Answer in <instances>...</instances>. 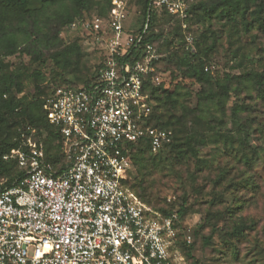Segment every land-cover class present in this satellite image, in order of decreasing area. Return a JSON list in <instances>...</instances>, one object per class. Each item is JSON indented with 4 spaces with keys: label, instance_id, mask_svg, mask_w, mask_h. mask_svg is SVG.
<instances>
[{
    "label": "built area",
    "instance_id": "2783aa9c",
    "mask_svg": "<svg viewBox=\"0 0 264 264\" xmlns=\"http://www.w3.org/2000/svg\"><path fill=\"white\" fill-rule=\"evenodd\" d=\"M133 1L111 0L106 17L70 25L100 41L102 67L92 84L58 87L44 102L61 137L60 163L47 160L34 131L4 157L16 160L25 177L0 183V264H177L179 240L193 242L177 213L156 219L125 183L133 170L131 145L147 140L156 154L173 140L150 124L149 85L186 86L158 68L163 55L149 38L150 12L179 21L191 48L193 0H150L143 21Z\"/></svg>",
    "mask_w": 264,
    "mask_h": 264
},
{
    "label": "rangeland",
    "instance_id": "374dc122",
    "mask_svg": "<svg viewBox=\"0 0 264 264\" xmlns=\"http://www.w3.org/2000/svg\"><path fill=\"white\" fill-rule=\"evenodd\" d=\"M41 1L29 0L32 8L39 7ZM99 10L94 4L88 13L96 15ZM248 22L251 23L252 18ZM187 25L197 39L204 34L200 42L202 55L214 48L204 59L212 82L231 83L234 87L233 78L250 75L255 78L264 73V34L258 30L245 32L240 21H230L220 12L217 18L207 22L196 19ZM58 29L65 44L78 43L82 48V57L67 72L52 66V52L46 54L43 67L20 50L13 55L0 56V79L3 75L18 77L24 85L22 99L25 103L31 101L35 92L37 83L33 74L36 70L66 79L73 86L92 83L97 76L104 59L100 41L87 38L69 25ZM159 30L173 38L172 47L177 40H182L183 29L176 20H164ZM193 51L199 52L198 46ZM182 78L188 87L184 91L190 93L185 105L196 109L200 88L191 78ZM247 85L239 99L232 94L226 110L213 106L205 111L204 119L208 120L210 115L213 120L203 128L207 131L206 144L196 146L205 165L201 166L190 155L185 160L176 159L175 155L170 158V150H167L160 155L158 172L152 174L151 170L135 165L129 176L131 193L156 219L163 216L160 209L165 206V200L168 203L169 199L175 203L186 201L183 227L190 231L195 244L190 249L191 258L177 248L181 255L174 254L177 264H264V98L257 84L249 82ZM236 100L245 105V110L241 120L234 123L230 109ZM22 130L20 128L17 135ZM42 135L47 137V132L43 131ZM255 150L259 157L254 155ZM243 155L250 159L249 163L241 159ZM7 175L0 167V181ZM150 187L156 197L152 204L143 199Z\"/></svg>",
    "mask_w": 264,
    "mask_h": 264
},
{
    "label": "trees",
    "instance_id": "16d2710c",
    "mask_svg": "<svg viewBox=\"0 0 264 264\" xmlns=\"http://www.w3.org/2000/svg\"><path fill=\"white\" fill-rule=\"evenodd\" d=\"M149 1L135 0L132 3V10L140 13L141 21L149 15ZM94 4L101 9L95 16L106 17L108 15L111 0L102 2L95 0H42L37 8H32L29 0H0V56L13 55L20 50L35 64L43 67L46 64V54L52 52L51 60L54 68L62 72L71 70L75 61H79L82 57V48L78 43L65 44L60 37L58 28L93 18L94 15L88 12ZM219 12L225 13L226 18L230 21H240L241 29L245 32L256 29L264 34V0H193L190 4V17L187 23L196 21V19L199 22H207L208 19L217 18ZM150 15L152 25L149 38L163 55L158 64L159 70L170 73L174 79L191 78L199 86L200 92L197 97L196 109H190L185 105L186 99L190 97V93L184 91L185 88H188L187 86L179 84L173 91H167L149 85V94L155 103L150 124L161 130H171L173 140L171 144L156 154L152 153L147 140H143L137 145H131L130 158L133 169L136 165L145 171L151 170L152 174L158 172L161 163L160 155L167 150H170V158L175 155L176 159L185 160L190 155L197 159L201 166L205 165L206 161L199 157L200 152L196 147L206 144L207 131H204L203 128L208 127V124L213 120L210 115L208 120L204 119L205 111L210 110L213 106H218L221 111L226 110V105L230 102L232 94L239 99L240 93L248 88L247 83L249 82L257 84L259 94L264 98V73L260 77L257 74L255 78L251 75L246 78H233L232 82H236L234 87L231 86V83L212 82L209 68L204 63V59L209 50L213 51L214 48L207 49L206 54L202 55L200 42L204 39V34H202V38L198 37L197 39L189 28L187 33L193 34L195 38L193 47L188 48L184 44V35L181 36L182 40H177L176 46L172 47L173 38L160 32L159 28L164 20H175V18L165 11L161 15H157L151 10ZM249 18H252L251 23L248 22ZM195 46H198L199 52L193 51ZM101 67L102 62L98 72ZM33 76L37 84L29 103H25L22 99L24 85L18 77L3 75L0 79V167L4 173H8L0 183L5 181V186H11L25 177V172L19 167L16 160L7 161L4 159L12 150L23 147V134L29 137L34 131L33 138L42 143L47 160L54 164L62 161L60 134L56 128L49 124L43 105L46 98L56 88L79 86H73L68 80L48 75L40 69L36 70ZM244 107L245 105L237 100L232 103L230 110L234 123L241 120ZM20 128L23 130L17 135ZM43 131L47 132L45 138L42 137ZM247 139L243 140L242 146L245 145L244 142ZM258 154L255 150L254 155L259 157ZM241 159L250 162V159L245 155ZM169 160L167 158V161ZM125 183L129 188L128 180ZM155 198L152 187L143 196V199H146L150 204ZM185 203V200L182 203H168L165 200V206L160 209V212L164 217L177 213L180 221L179 226L185 229L183 227V217L187 212ZM214 229L212 230L214 231ZM194 244L195 241L187 244L180 239L177 248H180L187 257L191 258L190 249Z\"/></svg>",
    "mask_w": 264,
    "mask_h": 264
}]
</instances>
